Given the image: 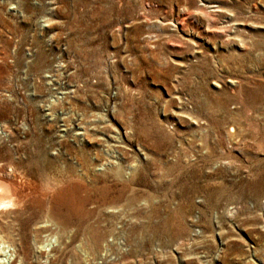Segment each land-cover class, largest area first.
Masks as SVG:
<instances>
[{
    "label": "rangeland",
    "instance_id": "obj_1",
    "mask_svg": "<svg viewBox=\"0 0 264 264\" xmlns=\"http://www.w3.org/2000/svg\"><path fill=\"white\" fill-rule=\"evenodd\" d=\"M0 179L1 264H264V0H0Z\"/></svg>",
    "mask_w": 264,
    "mask_h": 264
},
{
    "label": "bare ground",
    "instance_id": "obj_2",
    "mask_svg": "<svg viewBox=\"0 0 264 264\" xmlns=\"http://www.w3.org/2000/svg\"><path fill=\"white\" fill-rule=\"evenodd\" d=\"M19 192L20 187L14 182L0 179V210L8 211V213L14 211L10 213L12 215L10 220V232L4 234L0 225V249L13 246L15 244L14 238L18 239L19 245L26 246L28 234H32L31 237H33L34 234L40 232L42 228L45 227L38 225V223L31 229H25L24 225L26 223L20 217L22 212L19 208L21 200ZM19 255H21V253ZM20 260H22L21 256ZM1 263L3 262L0 259V264Z\"/></svg>",
    "mask_w": 264,
    "mask_h": 264
}]
</instances>
